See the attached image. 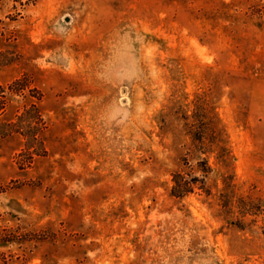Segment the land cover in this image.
I'll list each match as a JSON object with an SVG mask.
<instances>
[{
  "label": "rangeland",
  "instance_id": "rangeland-1",
  "mask_svg": "<svg viewBox=\"0 0 264 264\" xmlns=\"http://www.w3.org/2000/svg\"><path fill=\"white\" fill-rule=\"evenodd\" d=\"M0 95V264H264V0H0Z\"/></svg>",
  "mask_w": 264,
  "mask_h": 264
},
{
  "label": "trees",
  "instance_id": "trees-1",
  "mask_svg": "<svg viewBox=\"0 0 264 264\" xmlns=\"http://www.w3.org/2000/svg\"><path fill=\"white\" fill-rule=\"evenodd\" d=\"M3 98H4V97H2V96L0 95V100L3 99ZM0 102H1V101H0ZM1 108H2V107H1V104H0V110H1ZM183 191H184V190H183V187H180V188H177V187H176L175 190H174L175 194H177L178 196H179L181 193H183Z\"/></svg>",
  "mask_w": 264,
  "mask_h": 264
}]
</instances>
